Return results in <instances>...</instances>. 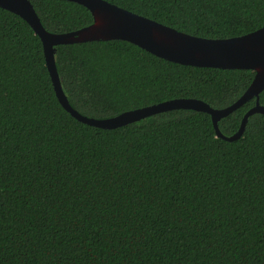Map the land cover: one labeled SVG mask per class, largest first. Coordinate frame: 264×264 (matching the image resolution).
I'll return each instance as SVG.
<instances>
[{"label":"trees","instance_id":"trees-1","mask_svg":"<svg viewBox=\"0 0 264 264\" xmlns=\"http://www.w3.org/2000/svg\"><path fill=\"white\" fill-rule=\"evenodd\" d=\"M104 1L206 39L264 25V0ZM30 3L49 33L92 23L73 2ZM54 64L69 106L96 120L174 99L220 110L254 75L121 40L57 46ZM254 104L220 119V135ZM222 137L193 110L115 129L77 121L55 96L38 36L0 8V264H264V115L249 116L237 140Z\"/></svg>","mask_w":264,"mask_h":264},{"label":"water","instance_id":"water-1","mask_svg":"<svg viewBox=\"0 0 264 264\" xmlns=\"http://www.w3.org/2000/svg\"><path fill=\"white\" fill-rule=\"evenodd\" d=\"M86 8L92 23L76 31L54 34L43 29L30 0H0V8L24 20L41 41L45 65L55 96L61 107L77 121L101 129H115L147 117L173 110H193L208 114L218 137L217 122L246 102L254 106L244 115L238 131L226 141L237 140L246 120L253 114L264 115L258 103L264 90V25L243 36L228 39H206L176 31L143 16L136 15L104 0H64ZM121 40L169 62L199 68L249 70L253 79L243 94L230 106L217 110L196 99H174L119 114L113 118H86L73 110L64 96L54 64L55 47L94 41Z\"/></svg>","mask_w":264,"mask_h":264}]
</instances>
